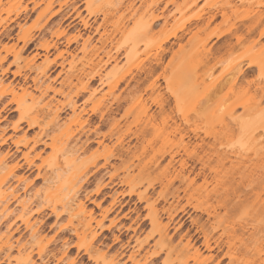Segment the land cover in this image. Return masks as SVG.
I'll list each match as a JSON object with an SVG mask.
<instances>
[{"label":"rangeland","instance_id":"rangeland-1","mask_svg":"<svg viewBox=\"0 0 264 264\" xmlns=\"http://www.w3.org/2000/svg\"><path fill=\"white\" fill-rule=\"evenodd\" d=\"M227 1L0 0V135L5 138L0 153L12 155L3 164L19 163L4 188H11L17 201L37 191L28 204L37 208L40 194L57 189V183L43 180L48 163L56 159L67 167L75 159L85 171L75 197L94 217L97 233L92 241L89 234L70 232L53 240L60 225L70 218L75 224L77 218L34 211L43 254L60 255L66 237V255L58 264H262L264 98L257 89L264 86V34L246 36L231 48L225 44L235 43L229 33L233 26L248 24L264 6L259 0ZM211 12L216 17L206 25ZM195 13L203 18L186 22L187 32L178 31L177 38L158 46ZM258 29L264 33V22ZM212 33L221 36L208 39ZM250 63L252 69L231 89L237 69ZM46 103L52 110L64 106L60 128L34 144L40 127L20 120L19 104L37 110ZM16 121L20 128L14 131ZM23 134L26 146H15L13 139ZM85 135L91 140L84 149L74 156L62 152L61 142ZM51 137L59 150L45 145ZM194 176L189 184L187 178ZM248 181L262 183L259 202L219 206L231 185ZM144 191L158 210L176 206L174 220L161 212V225L154 228L148 204L137 199ZM8 200L10 208L20 209L12 196ZM181 206L187 213H180ZM164 224L166 237L159 238ZM17 226L12 240L30 247L31 230ZM254 237H262L261 245ZM33 248L35 264H56L49 255L39 258ZM7 252L9 259L0 243V264L14 263L16 246ZM130 253L134 261L127 260Z\"/></svg>","mask_w":264,"mask_h":264},{"label":"bare ground","instance_id":"bare-ground-1","mask_svg":"<svg viewBox=\"0 0 264 264\" xmlns=\"http://www.w3.org/2000/svg\"><path fill=\"white\" fill-rule=\"evenodd\" d=\"M228 0L226 3L229 4ZM257 4L259 6H264V0H259L257 2ZM217 11V10H216ZM209 15L206 16L205 18V24L207 25L208 23H210L212 20H214V18L216 17V12H211L208 13ZM203 14H199V13H195L191 16H189L187 19H185V21H183L180 25L176 26L175 28H173L172 31H169L168 34H165L164 37L157 43L158 46L162 49L161 44L165 43L166 41L170 40L171 38H177V32L178 31H182L183 33H185V31L187 30V27H185V23L189 22L190 20H200L202 19ZM223 16V18L226 16L225 12H222L221 14ZM264 22V10H258L255 13V16L249 20V23L246 24H242L241 27L239 26H233L232 30L229 31L230 36L235 38V43H226L225 46L227 48H231L233 46V44H240L243 40H245L246 36H252L254 34H258L259 38H261L263 36V32L260 31L258 28L260 25H262ZM188 31V30H187ZM186 31V32H187ZM221 33H212L209 35L208 39L212 38V37H220ZM165 50L163 49V52ZM113 59H116V56H111ZM208 57V61H209ZM256 63V62H254ZM257 64V63H256ZM253 67V63H250L247 65V67H239L237 69V74L236 77L233 79V83L231 84L232 86L230 87L231 89H233L235 85L238 84V80L240 79V77H245L248 73L249 70H251ZM119 80V79H118ZM222 88L221 86L217 87V89ZM258 93H259V97L260 99L264 98V86H259L258 87ZM20 107V111L22 114V118L20 120H24L26 122L27 127L31 126H39V133H37L34 137V139L32 141H34V144L39 143L40 136L44 135H48L47 131H54L55 129L60 128L59 125V119H60V114L61 111L63 109V107H59L56 106L54 110L53 106L51 104L46 103L43 108L37 109V110H32V108L30 106L27 105H21L19 104ZM69 108L70 110L75 113L76 111V105L71 103L69 104ZM19 109V108H18ZM108 111H111V107H107ZM49 117V119L45 122H42L41 120L44 117ZM103 117V115H102ZM41 118V119H40ZM19 120V121H20ZM19 121H16L15 123H13L12 128L14 131H17L20 126H19ZM250 123L256 122L255 119H251L249 121ZM85 133V132H84ZM24 135V134H23ZM70 135H68L69 137ZM10 137V136H9ZM70 138V137H69ZM0 139L3 143V141L5 140V138L3 137V135H0ZM91 138L88 135H85V139L81 140V137L78 136L73 140H70L69 142H61V150L64 154H70L71 156H74V154H76L77 149H84L86 146L89 145ZM27 140L24 137H20L17 139H13V143L15 144V146L22 144L23 146H26L27 144ZM93 141V140H92ZM45 145L50 146L53 150H56L59 148H57L56 143L57 140L55 137H51L50 138V142L47 144L46 142H44ZM78 144V146H77ZM77 147V148H76ZM33 148V147H30ZM194 149V148H193ZM18 150V149H17ZM193 151V150H192ZM10 152V150H9ZM9 152H4V153H0V229L1 227H4L3 231H5L4 233L1 232L0 233V243L2 246V249H4L6 251L5 253V258L9 259V253L7 251L11 250L12 248H14V246H16L17 249V256L14 257V263L13 264H35V262L32 260L33 257V252H34V246L37 248L36 250V254L38 255V257L42 258L43 256H46V258L49 255V258H55L56 264H58L62 258L64 257V255H66V247L68 245V239L66 237H62V246L63 249L60 250V255L55 254V252H50L47 254H43L44 251V247L43 245L40 244L41 242V237H40V230L39 228H37V220L32 221V213L35 211V213L37 212H42L44 209H48L50 211V214L54 215L56 219L60 218L64 213H68V216L70 217H76L77 218V222L75 224H73L72 219L70 218L67 222V224H62L60 225L58 228V232L55 233L56 235L53 237V240H55L56 238L60 237V233L62 234H66L67 232H70V234H74L75 236L79 237H86L88 234L91 237V241L93 239L97 238V233L96 231L93 229L92 227V221H94V217H92L91 214H87V211L84 207V203H82L81 201H78V198L75 197L76 193L78 192L77 188L80 187L79 185H81V181H79L80 176H82V174H84V170L81 169L80 163L78 162V167L75 164V159L73 160L74 162L70 163L67 167H64L62 165L57 164L56 159L52 160V162L48 163V169L50 171L49 176L47 177H43V180L49 185L50 183H57V189L54 191H45L42 194L39 195L38 197V206L37 208H30L28 206L29 202H31L32 204V197H35V195L37 194L36 192L30 194L29 192L25 194L24 198L21 200L17 201V197L15 195V193H12L13 191L11 190V188L9 189V187H5L4 186L7 184L8 180L10 179V177H13V172L16 166H18L17 164L19 163H15L12 166H7L3 163L6 162V160L10 157H12V155H9ZM194 153H196L194 151ZM11 154H14L13 152ZM24 159L26 161V163L28 165H31V160L28 159V153L24 154ZM222 160H224V158H222ZM220 160V161H222ZM55 161V162H54ZM171 161H173V157L171 156ZM203 175V172H197L195 175ZM241 178L244 177V171H242L241 173ZM195 177L192 178H187L189 180V184L193 183L195 181ZM204 181H206V177H204L203 179ZM78 186H77V182ZM66 182V183H65ZM111 182V181H110ZM108 183L104 184L103 186H108ZM262 183L257 182V181H248L247 183L244 182H238L235 186L234 184L231 185L229 192L226 194V196L224 198H222L219 202V206H222L224 208H226L229 205H233L236 203H239V205H242L243 202L245 203V201L251 200L252 202H259L260 198V192H263V187L261 185ZM264 185V184H263ZM260 186L262 188V190L260 189ZM102 187V185H100L98 187V190H100V188ZM258 190V191H257ZM9 195L12 196V199L16 200L19 205H20V209L18 211H16V209L14 210V208H10L9 205ZM32 198V199H31ZM149 196H147V192H139L137 194V199L141 200V201H145L147 204V206L149 207V212H148V217L150 218V224L154 227L157 228L161 225V217L162 215L160 214L162 213H167V217L170 220L173 219L174 214H173V208L175 211H177L176 206H174L172 208V210L170 208L164 209L162 208L161 210L156 209V207L154 208L155 205H153V202H149ZM31 199V200H30ZM138 200V201H139ZM250 201V203H251ZM254 203V204H255ZM30 204V206H31ZM247 204V203H246ZM253 204V205H254ZM245 205V204H244ZM252 206V205H251ZM255 206V205H254ZM227 209V208H226ZM109 210V209H108ZM180 213L185 214L187 213L186 208L184 206H181V208L179 209ZM16 212V213H15ZM78 215L82 216V221L78 222ZM174 220V219H173ZM22 224L24 225L25 228L31 230L30 231V241H28L27 243H29L30 247L26 246V243H19V239L17 238L16 240H12L13 238V233H15L16 231H18L19 227L17 226L18 224ZM18 223V224H17ZM78 224H81V231H79L78 228ZM97 225L100 224V221L96 222ZM16 226V227H15ZM69 226H71V228H69ZM168 226V225H167ZM165 227V224L163 226V230L162 228H160L159 231V238H165L166 237V230L168 227ZM252 235H250L248 237V240L251 238ZM264 236V235H262ZM262 237H258L255 240L254 237V241L253 242H258L259 239H261ZM264 238V237H263ZM119 240V236L114 235V241H118ZM263 240V241H262ZM261 241L264 242V239H262ZM16 242V243H15ZM256 243V244H257ZM261 243V242H260ZM227 244V248H231L232 244L230 242H226ZM255 245L256 246H258ZM247 245V244H246ZM245 245V248L247 247ZM261 245V244H259ZM264 245V243H263ZM61 246V247H62ZM122 250L120 252L121 256L125 255V247L122 245ZM208 247V245H207ZM46 250V249H45ZM86 250H88V248H86ZM45 258V257H44ZM45 258V259H46ZM195 260H197L199 257H197V255H195ZM135 259V255L134 253H130L127 255V260H131L134 261ZM42 261V260H41ZM12 262L9 260L7 264H11ZM146 263V262H145ZM45 264V263H44ZM109 264H118L116 262H110ZM133 264H137V262L134 261ZM183 264H187V261H184ZM262 264H264V260L262 261Z\"/></svg>","mask_w":264,"mask_h":264}]
</instances>
